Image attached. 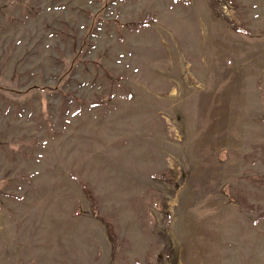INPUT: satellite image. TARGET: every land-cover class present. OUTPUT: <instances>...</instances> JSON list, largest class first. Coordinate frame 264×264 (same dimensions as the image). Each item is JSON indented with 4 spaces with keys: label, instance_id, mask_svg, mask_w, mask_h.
<instances>
[{
    "label": "rangeland",
    "instance_id": "obj_1",
    "mask_svg": "<svg viewBox=\"0 0 264 264\" xmlns=\"http://www.w3.org/2000/svg\"><path fill=\"white\" fill-rule=\"evenodd\" d=\"M187 225L264 264V0H0V264H187Z\"/></svg>",
    "mask_w": 264,
    "mask_h": 264
},
{
    "label": "bare ground",
    "instance_id": "obj_2",
    "mask_svg": "<svg viewBox=\"0 0 264 264\" xmlns=\"http://www.w3.org/2000/svg\"><path fill=\"white\" fill-rule=\"evenodd\" d=\"M247 60V59H246ZM251 60V59H250ZM192 221V220H191ZM193 221H195V220H193ZM188 223V222H187ZM190 224V223H189ZM196 225V224H195ZM189 225H187V229H190V227H191V229L194 227V226H189ZM198 226V225H197ZM197 226H195L196 228L195 229H197V228H199V227H197ZM193 231H192V233L193 234H195L196 235V232L197 231H199V233H200V235L203 237L202 238V243L201 244H197L196 242H190V245H189V252H186V254H187V256H189V258L191 257V259L192 260H188L187 261V264H199L197 261H199V259H198V257H200V256H207V255H209L210 253H211V250L209 249V245H204V240H206L209 236H208V234L207 233H201L200 231V228H199V230H194V229H192ZM212 232V231H211ZM215 232V231H214ZM190 233V232H189ZM217 233V232H216ZM215 233V234H216ZM220 234V233H219ZM221 235V234H220ZM225 235V234H224ZM188 236V235H187ZM168 237V236H167ZM187 238V237H186ZM189 238V237H188ZM198 238V237H197ZM220 238H222V237H220ZM168 239V238H167ZM204 239V240H203ZM193 240H195V239H193ZM207 241V240H206ZM205 241V242H206ZM215 242V241H214ZM225 243V242H224ZM215 244V243H214ZM222 245H225V244H223L222 243ZM222 245H221V247H222ZM218 247H220V246H218ZM223 250V249H222ZM198 251V252H197ZM220 255V254H219ZM222 256V255H221ZM201 258V257H200ZM211 262V261H210ZM208 264V263H207Z\"/></svg>",
    "mask_w": 264,
    "mask_h": 264
}]
</instances>
